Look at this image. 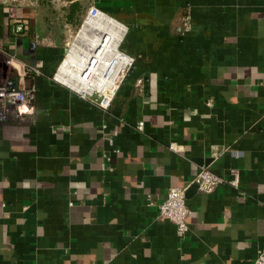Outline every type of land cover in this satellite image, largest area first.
I'll return each mask as SVG.
<instances>
[{"label":"crops","instance_id":"0c3cea01","mask_svg":"<svg viewBox=\"0 0 264 264\" xmlns=\"http://www.w3.org/2000/svg\"><path fill=\"white\" fill-rule=\"evenodd\" d=\"M85 5L126 26L133 59L106 109L54 80ZM0 82L35 88L31 123L0 124V264L264 250V0H0ZM205 167L210 193L190 182ZM171 186H188L182 236L156 206Z\"/></svg>","mask_w":264,"mask_h":264},{"label":"built area","instance_id":"2783aa9c","mask_svg":"<svg viewBox=\"0 0 264 264\" xmlns=\"http://www.w3.org/2000/svg\"><path fill=\"white\" fill-rule=\"evenodd\" d=\"M101 14H106L97 8L94 5H91L87 12L85 22L95 18ZM113 18V17H112ZM114 19V18H113ZM115 20V19H114ZM117 21V20H116ZM118 22V21H117ZM121 26L122 37L126 32V26L118 22ZM24 25L20 22L14 23L12 31L14 33H19L23 30ZM120 40V42H121ZM72 45V44H71ZM68 46V45H67ZM71 49V46L69 50ZM66 49L65 56L59 66L57 72L54 75V80L57 82L69 87L74 90L81 98L89 99L93 104L99 106L102 109H106L110 106L115 90L118 86V83L121 77L133 64V59L130 55L126 54L120 49V43L117 46L116 53L113 56L115 61L114 68L117 69L115 76V82L109 87L106 86L104 89H83V88H74L69 84L65 83L58 77V72L61 69V66L64 62V59L69 51ZM7 63L14 61V57H7ZM92 62V59L89 61ZM86 64L80 70L82 76L88 74V67ZM35 98V88L30 84L19 83L17 85H12L7 82H0V124L7 121H11L15 124H26L31 123L33 120L32 109L29 107V104ZM138 127H142V122L138 123ZM110 141V140H109ZM169 148L176 151L175 143H169ZM105 159L108 160V156L104 155ZM191 184L196 185L198 191L203 193L212 192L219 184L223 183L222 176L212 172L208 168H202L190 181ZM237 177L234 175L233 179L230 181L231 185H236ZM188 186H171L168 188L166 197L158 203L157 210L159 215L167 218L175 225L176 233L179 236L184 235L188 230V225L186 218L190 213V208L186 203V190ZM150 202V198L148 199ZM253 264H264V250L260 251L259 254L254 259Z\"/></svg>","mask_w":264,"mask_h":264},{"label":"bare ground","instance_id":"6f19581e","mask_svg":"<svg viewBox=\"0 0 264 264\" xmlns=\"http://www.w3.org/2000/svg\"><path fill=\"white\" fill-rule=\"evenodd\" d=\"M121 30L120 24L107 14L85 22L67 52L58 77L74 88L110 87L117 73L112 59L122 37ZM89 63V73L82 76L80 70Z\"/></svg>","mask_w":264,"mask_h":264},{"label":"rangeland","instance_id":"374dc122","mask_svg":"<svg viewBox=\"0 0 264 264\" xmlns=\"http://www.w3.org/2000/svg\"><path fill=\"white\" fill-rule=\"evenodd\" d=\"M86 5H85V11L83 12L82 17H78L77 20L75 21V26L73 28H71V30L66 34L67 37V50H69L71 44L74 42V39L76 37V35L78 34L79 30L81 29L82 25L84 24L83 20L85 19L86 16Z\"/></svg>","mask_w":264,"mask_h":264}]
</instances>
